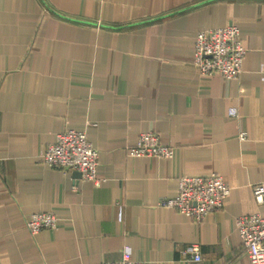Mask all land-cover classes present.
<instances>
[{"label":"crops","instance_id":"crops-1","mask_svg":"<svg viewBox=\"0 0 264 264\" xmlns=\"http://www.w3.org/2000/svg\"><path fill=\"white\" fill-rule=\"evenodd\" d=\"M229 24L240 76L201 74L198 31ZM68 128L99 150L100 185L43 161ZM147 130L173 157L128 154ZM211 172L230 193L203 220L159 205L181 176ZM259 182L264 0H0V264H91L125 245L148 264H251L237 218L259 208ZM51 210L58 227L33 234L31 214ZM193 242L199 262L183 254Z\"/></svg>","mask_w":264,"mask_h":264},{"label":"built area","instance_id":"built-area-1","mask_svg":"<svg viewBox=\"0 0 264 264\" xmlns=\"http://www.w3.org/2000/svg\"><path fill=\"white\" fill-rule=\"evenodd\" d=\"M247 49L241 30L236 24L209 27L198 31L195 41L193 64L203 75L220 74L226 80L237 79L243 70ZM231 115H237V107L230 108ZM242 131L240 138L245 139ZM132 157L160 158L173 157L171 145L164 144L155 130L141 132L135 145L128 148ZM43 161L51 167L64 172L77 171L83 180H91L100 185L105 179L98 175L99 150L89 139L86 130L68 128L59 132L56 140L42 153ZM254 198L259 208L250 214L240 215L237 226L251 264H264V182L254 184ZM230 193V186L224 177L217 173L183 175L179 178L175 195L161 198L159 205L176 208L194 217L197 221L219 209ZM59 218L55 211L33 212L28 220L33 234L45 228H57ZM183 254L189 260L199 262L203 259L200 244L193 242ZM91 264H148L143 259L134 258L131 247L125 245L122 255L116 260H105Z\"/></svg>","mask_w":264,"mask_h":264},{"label":"water","instance_id":"water-1","mask_svg":"<svg viewBox=\"0 0 264 264\" xmlns=\"http://www.w3.org/2000/svg\"><path fill=\"white\" fill-rule=\"evenodd\" d=\"M76 174L80 175V173H79V172H76Z\"/></svg>","mask_w":264,"mask_h":264}]
</instances>
